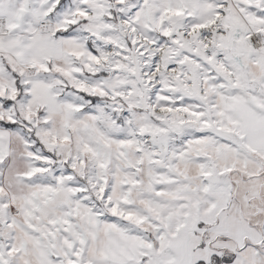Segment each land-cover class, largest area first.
Wrapping results in <instances>:
<instances>
[{"label": "snow or ice", "instance_id": "6c2138e0", "mask_svg": "<svg viewBox=\"0 0 264 264\" xmlns=\"http://www.w3.org/2000/svg\"><path fill=\"white\" fill-rule=\"evenodd\" d=\"M0 264H264V0H0Z\"/></svg>", "mask_w": 264, "mask_h": 264}]
</instances>
